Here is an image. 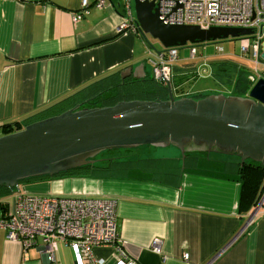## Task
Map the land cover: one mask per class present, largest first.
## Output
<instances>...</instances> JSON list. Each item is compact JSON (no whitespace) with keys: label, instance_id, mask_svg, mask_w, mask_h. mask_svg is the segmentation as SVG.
Instances as JSON below:
<instances>
[{"label":"crops","instance_id":"crops-1","mask_svg":"<svg viewBox=\"0 0 264 264\" xmlns=\"http://www.w3.org/2000/svg\"><path fill=\"white\" fill-rule=\"evenodd\" d=\"M81 1L0 0V136L3 123L23 124L71 96L60 105L65 111L107 89L116 92L122 80L140 84L120 88L121 94L131 93L129 99L154 98L142 84L152 77L151 49L138 32L118 30L125 1L105 0L97 7L96 0H87L88 12L73 22ZM186 68L178 72L190 74ZM126 69L130 74L122 79ZM195 76L179 82L182 94L220 93L213 82L196 85ZM160 94L166 98L167 92ZM103 156L109 160L97 167L106 177L57 176L19 185L32 194L116 200L117 248L123 254L111 245L95 246L88 264H117L121 255L135 264H264V213L251 217L256 204L240 207L237 157L190 153L182 163L172 146ZM7 199L0 194L2 204ZM154 239L158 251L152 249ZM40 249L34 245L24 254L0 230V264H49ZM54 264H75L66 243H57Z\"/></svg>","mask_w":264,"mask_h":264},{"label":"water","instance_id":"water-1","mask_svg":"<svg viewBox=\"0 0 264 264\" xmlns=\"http://www.w3.org/2000/svg\"><path fill=\"white\" fill-rule=\"evenodd\" d=\"M138 35L169 47L237 39L249 28L164 23L155 0H131ZM129 69L120 73L125 79ZM245 96L211 93L175 97L167 81L166 98L121 100L111 106L81 103L0 136V187L54 177L101 161L99 154L141 146L175 147L183 163L187 152L235 156L264 170V77L254 79Z\"/></svg>","mask_w":264,"mask_h":264},{"label":"built area","instance_id":"built-area-1","mask_svg":"<svg viewBox=\"0 0 264 264\" xmlns=\"http://www.w3.org/2000/svg\"><path fill=\"white\" fill-rule=\"evenodd\" d=\"M124 1L126 15L118 30L128 28L137 32L130 15L131 0ZM104 2L96 0V6L101 7ZM155 3L164 23L251 29V34L239 37L241 53H250L254 78L263 77L258 67L264 66V0H155ZM87 7L88 1L82 0L80 10L72 16L73 22L88 12ZM184 48L188 59L196 57L194 44ZM215 48L218 52L223 51L221 45ZM151 54L153 57L149 56L148 61L152 65V77L165 86L171 65L179 57V48L169 47L161 53L151 51ZM4 204L7 210L0 217V230L5 232L7 239L18 242L24 254L29 247L37 245L48 263L54 264L57 243L63 242L71 248L75 264H88L93 260L92 248L95 246L111 245L121 251L117 248L120 238L116 229L115 199L32 194L16 186ZM158 243V239L152 241L154 251L158 250ZM117 264L135 262L121 255Z\"/></svg>","mask_w":264,"mask_h":264},{"label":"trees","instance_id":"trees-1","mask_svg":"<svg viewBox=\"0 0 264 264\" xmlns=\"http://www.w3.org/2000/svg\"><path fill=\"white\" fill-rule=\"evenodd\" d=\"M237 39L239 40V38ZM237 39H233V40H237ZM207 43L208 42H204L203 45ZM215 51L218 52L216 48H215ZM222 52H218V53H222ZM243 55L244 53L239 55L240 58H232V56L230 57L223 56V54L217 56V53H216L215 55L216 57L214 56V58L210 60L209 74L212 78L211 79L212 82L215 85H218L220 93L223 91H226L228 95L245 96L248 90L250 89V87L252 86L253 84L252 78H254V75H253L254 64L252 60L251 62L245 61L243 59ZM187 60L183 61L181 64L174 63L171 65V68H170L169 82H170L172 92L175 97L187 96L186 94L181 93L183 92V90H181L178 87L179 82H181L182 80L184 81L188 79H194L196 77L195 75L198 74V72L196 73V71H194V70H197V68L192 65L194 63L190 62L188 58ZM185 67H187L186 69L191 71L190 74H184V73L178 72L180 69H183ZM258 69L260 70V72L262 73L264 77V66H259ZM132 83H138V82L133 81ZM132 83L127 82V80H122L119 84L115 86L116 92H113L111 89H107L87 99L85 102L81 104L83 107L84 106L100 107V106H111L121 100H132V99H129V97L131 96L130 92H127V94H121L122 92L120 90L122 86H124V89H126V91L128 90L130 91V89H134V88L136 89L140 85V84L132 85ZM142 84L145 85L144 88H148L151 90V91L147 90L148 92L152 93L154 97L153 99H150V100H154L157 98L165 99V97L164 98L160 97L161 95L160 91L166 92L165 86L161 84L160 82H157L156 80H154L153 77L144 79ZM129 85L130 87H128ZM118 86H119V89L117 88ZM114 93H118V94H114ZM204 95L205 94H202V95L194 94L191 96L195 98H199ZM70 98L71 96L62 97L58 101L52 103L47 108L29 117V119H27L23 124L18 123V122L3 123L1 125V131L3 134L15 132V131L22 129L28 123H31L33 121L46 118V117H49L55 114H59L64 111V108L60 106L61 103L68 101ZM117 150H127V149H117ZM105 152L96 156L98 158H101L102 159L101 161L99 160L93 164L82 165L78 168L62 173L59 176L106 177V174L108 172L105 169H100L97 167L98 163L105 161V160H109L103 156L106 154ZM190 153H197V155H203V156L217 154V153H207L204 151H191V152H187L185 156H187ZM234 174H235L236 180H238L241 184L240 207H241V203L242 205L247 204V206H254L264 191V170L263 168L260 166L259 163L253 162V161H247L246 163H243L242 165L237 163ZM45 178H48V177H43L40 179H45ZM32 180H36V179H32ZM24 182H27V181H24ZM13 190L14 188L10 190L2 186L0 187V194L2 196H6V195L8 196L9 193H11ZM6 210L7 209H6L5 204H2L0 202V217L5 214Z\"/></svg>","mask_w":264,"mask_h":264},{"label":"rangeland","instance_id":"rangeland-1","mask_svg":"<svg viewBox=\"0 0 264 264\" xmlns=\"http://www.w3.org/2000/svg\"><path fill=\"white\" fill-rule=\"evenodd\" d=\"M130 4H131V11H133L132 1L130 2ZM133 13H134V11H133ZM146 38H147L146 39L147 45L151 49V51L155 52V51L161 50V45L159 44V42L156 39L152 38L149 35H147ZM203 44L204 43L194 44L195 48L197 50V55L195 58H192V59L189 58V61L194 63L192 65L194 67H196L197 71H198L197 78L195 80V84L199 85L201 83H207V84L209 83V85H211V83H212L211 79L212 78L209 74V72H210V64H209L210 60H212L214 58L216 53H217V56L223 54V56H229V57L232 56V58H240L239 55L242 54L241 48H240L241 40L224 39V40H220V41H216V42H208L205 45H203ZM217 45L222 46V48H223L222 53H218L215 51V46H217ZM183 48H179V57L175 61L176 64H181L183 61L187 60L188 52H187L186 48H185L184 53H182L180 51ZM243 59L245 61L251 62L250 53L249 52L244 53ZM223 94L228 95V93L226 91H223ZM113 150H117V149H113ZM113 150L106 151L105 153H109L110 151H113ZM120 153H122V152H120ZM21 184H22V182L19 183L20 186H21ZM10 195H11V193H9L8 196H10ZM69 196H72V195H69Z\"/></svg>","mask_w":264,"mask_h":264},{"label":"bare ground","instance_id":"bare-ground-1","mask_svg":"<svg viewBox=\"0 0 264 264\" xmlns=\"http://www.w3.org/2000/svg\"><path fill=\"white\" fill-rule=\"evenodd\" d=\"M131 2V1H130ZM130 2H129V5H130ZM130 15H131V17H132V19H133V26H134V28H135V30H137L138 31V29H137V26L135 25V22H134V13H133V11H131V8H130ZM129 31L128 30V28H125V29H121V30H119V32H124V31ZM154 147H156V146H154ZM60 175V174H59ZM59 175H56V176H59ZM56 176H54V177H56ZM48 178H50V177H48ZM52 178V177H51ZM40 179V178H39ZM16 186H19V184L18 185H16ZM15 186V187H16ZM15 187H13V188H15ZM116 201V200H115ZM257 212H262V213H264V191H263V193L261 194V196H260V198H259V200L256 202V207L254 208V210H253V213H252V215L254 214V213H257ZM158 251V250H157Z\"/></svg>","mask_w":264,"mask_h":264}]
</instances>
